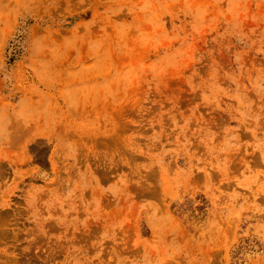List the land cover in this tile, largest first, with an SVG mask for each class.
<instances>
[{"label": "rangeland", "instance_id": "obj_1", "mask_svg": "<svg viewBox=\"0 0 264 264\" xmlns=\"http://www.w3.org/2000/svg\"><path fill=\"white\" fill-rule=\"evenodd\" d=\"M0 264H264V0H0Z\"/></svg>", "mask_w": 264, "mask_h": 264}]
</instances>
